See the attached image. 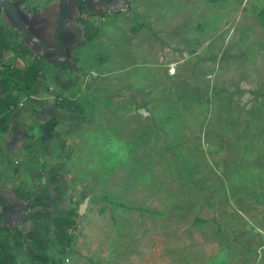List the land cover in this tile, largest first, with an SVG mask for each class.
Here are the masks:
<instances>
[{"label": "rangeland", "instance_id": "1", "mask_svg": "<svg viewBox=\"0 0 264 264\" xmlns=\"http://www.w3.org/2000/svg\"><path fill=\"white\" fill-rule=\"evenodd\" d=\"M128 2L89 11L99 35L81 50L126 102L104 92L108 115L72 117L59 97L86 89V74L47 64L26 100L36 111L13 109L0 131V192L29 202L9 225L23 240L16 264H264V0ZM9 58L0 74L33 64ZM135 96L151 115L127 105ZM55 119L73 136L47 128Z\"/></svg>", "mask_w": 264, "mask_h": 264}, {"label": "crops", "instance_id": "2", "mask_svg": "<svg viewBox=\"0 0 264 264\" xmlns=\"http://www.w3.org/2000/svg\"><path fill=\"white\" fill-rule=\"evenodd\" d=\"M128 1V0H127ZM25 2V0H24ZM130 3L128 2V5ZM25 5H27L25 3ZM47 7L41 11H37L39 13H44L46 12L47 15H49L48 17H52L56 11L59 10V0H54L53 2H50L49 5H46ZM28 8V7H27ZM87 12L88 13H85L86 11L83 12L82 16L80 18L77 19V22L74 24L76 26V28H78V33H76V38L78 40V47L75 49L74 51V62H75V65L76 67H74L77 71H79L81 74H83L85 72L86 76H85V80L88 82V85H87V88L84 89L83 86H84V83L82 84V86H80L81 88H79V92L78 94H71V89L70 87L69 88H65L63 90H65L66 93H64V101L67 99V100H70V101H74V102H77L79 105H80V112H71L69 111L68 109H66L64 106H61L59 105V107H61L62 111H65L66 110V113L72 117H75V116H82V114L85 113V116H94L97 115V113H99L101 110L105 112V114H107L108 112H106L107 110H110L108 109L109 107H111V104L110 103H107L108 102V99L105 98L104 96L102 95H105V94H101V93H106L109 94L110 96L114 97V99H118L119 101H124L126 102V100L128 99H125L127 97V95L125 94V90H121L120 88H114L113 85H112V82L114 81V79L111 77L110 74H101L99 73V71L97 70L98 68H91V70L89 71V69L87 68V64L85 61H88L87 57L85 56L84 52L81 51L82 50V46L85 45L84 42L86 40V38L88 37L89 33H97V36L99 35V32L94 28L95 25L93 24V26L91 25L90 23V18L91 16L93 15L92 13H90L89 11L93 12V10H91L90 8H86ZM29 11L31 12V14H34L35 12H33L30 8H29ZM106 11V10H105ZM104 11V12H105ZM96 14V13H95ZM100 14H103L100 13ZM86 20H85V19ZM1 30L3 31L5 37H6V40L9 42V36H12V31L10 30L9 27L5 26V27H2ZM23 45L22 44H17L15 45L13 48L11 47V42H9V45L7 46V48L4 50V54L7 52L9 53L10 55V58H9V62L10 63H14L15 61H17L18 59H20V56H28V58L31 60L32 58V62L30 63H34L35 61V54L33 53H26V54H22V50H23ZM11 53V54H10ZM34 55V57H33ZM127 56H130L127 55ZM24 58V57H22ZM21 58V59H22ZM16 59V60H14ZM20 59V60H21ZM38 60H40V64L42 66V69H41V72H45V70L43 69V67H45L47 64H58L56 63L55 61H47L45 59L41 60L39 58H37ZM104 58L102 57V55H99V57H97V60H99L100 62L101 61H104L103 60ZM22 62V61H21ZM15 64V63H14ZM62 68H68V66H62ZM83 72V73H82ZM84 75V74H83ZM66 82L65 83H69V86H73L74 84H76V81L74 79H67L65 80ZM85 82V81H84ZM64 83V84H65ZM113 87V88H112ZM108 89V90H107ZM107 90V91H106ZM136 90H138V88L136 87H132L130 89V95L132 94L131 92H133V94L135 95L137 92H135ZM5 95H3L4 97ZM84 98L85 100H83V102L81 101V99ZM137 97L135 96L134 98H130L128 100V102L131 101V103H127V105H130V107H133L135 106V110L138 111L139 109V112L143 115H146V114H149L151 115L149 112L144 114L143 112L140 111V109L142 108H145L146 111H148L147 107L143 106V107H136L137 106V100L139 99H136ZM20 101V99H19ZM97 103V110L94 112V114H89V104L90 103ZM19 104V102H18ZM36 105V104H35ZM19 105H17L14 109H19ZM24 109L27 111V112H33V111H36V107L37 106H33L32 104L28 105L27 103L23 106ZM22 108V107H21ZM41 111V109H39ZM134 111H131V113H133ZM104 114V113H103ZM101 116H103L102 114H99ZM108 115V114H107ZM83 115V117H85ZM53 118V117H52ZM51 118V119H52ZM57 118V117H56ZM56 121H53L52 124H50L51 126H48L47 128H51L52 129V132L53 133H61V134H64L65 132L66 133H69V135L73 136V134L75 133L74 129H77L78 127L75 126V127H71L70 126V129L71 130H68L67 129V125L65 126H61V122L57 121L59 119H55ZM64 122H62L63 124ZM60 125L58 127H56L57 125ZM54 127V128H53ZM56 127V128H55ZM45 128V127H43ZM55 131H54V130ZM84 129H88V128H84ZM83 130V129H82ZM77 136L74 135V138H76ZM67 137L63 136L62 135V139H61V143L62 144H67L69 141L66 140ZM73 138V137H72ZM82 138V137H81ZM70 142H72V140L70 139ZM15 191H17V193H20V194H25L26 196L28 195H32V192H30L29 188H25L24 185L22 187L21 184H19L18 186H15Z\"/></svg>", "mask_w": 264, "mask_h": 264}, {"label": "water", "instance_id": "3", "mask_svg": "<svg viewBox=\"0 0 264 264\" xmlns=\"http://www.w3.org/2000/svg\"><path fill=\"white\" fill-rule=\"evenodd\" d=\"M82 1L96 14H100L105 10L119 11L125 9L128 5L127 0H113L111 3L102 0H59L58 17L52 18L48 17L49 15L46 12L35 15L27 13L22 9L23 0H0V11L5 8L6 20L9 18L8 23H11L14 28L22 30L28 42L38 44L40 49L46 51V53L54 54V52H60L62 58L69 63L72 51L76 49L75 45L71 46L76 37L72 36L70 39L69 35L67 36L63 22L65 19L74 21L81 15L80 3ZM42 17L46 18V22L43 23V27H39L42 29V33H40L36 21L42 24ZM50 18L52 19L50 20ZM56 21L59 22L58 25H56ZM140 111L144 114L148 113L145 108L140 109ZM24 204L22 208L13 209L8 206L9 212L6 213L5 221L9 225H12L13 219L19 220L23 218L22 209L26 206V203ZM85 206L86 203H83L80 208L83 209ZM3 211L4 208L0 204V213Z\"/></svg>", "mask_w": 264, "mask_h": 264}, {"label": "trees", "instance_id": "4", "mask_svg": "<svg viewBox=\"0 0 264 264\" xmlns=\"http://www.w3.org/2000/svg\"><path fill=\"white\" fill-rule=\"evenodd\" d=\"M84 3V2H83ZM83 3H80V8L85 10V6ZM97 36V33H89L86 38L84 44H88L91 40ZM9 45V42L6 40V37L3 31L0 29V47L3 52ZM32 53L28 49V47H23L22 54ZM4 54L0 57V64L3 61ZM40 59V58H39ZM41 62L35 57L34 63L29 66L28 69H12L11 73L7 72L6 74H0V131L5 132L9 127V118H11V113L13 109L18 105L19 96H13V91L17 89H21L27 95L34 94L38 89V74L41 71ZM74 67L76 65L74 64ZM3 95H5L3 97ZM63 102L60 104L64 106L71 112H80V105L77 102L70 100H62ZM61 102V101H59ZM30 196V195H28ZM31 197V196H30ZM43 203V201L35 202L33 204L39 205ZM77 208H72V214H74ZM70 216L65 218L61 216L57 221V236L60 238L61 242L65 243L67 240V230L69 226ZM198 221L202 220L201 218H197ZM5 234L2 237V234ZM12 236L13 242H10V237ZM23 240L15 234L13 228H11L7 223H5V217L3 214H0V264H16L17 252L16 248L21 246Z\"/></svg>", "mask_w": 264, "mask_h": 264}, {"label": "flooded vegetation", "instance_id": "5", "mask_svg": "<svg viewBox=\"0 0 264 264\" xmlns=\"http://www.w3.org/2000/svg\"><path fill=\"white\" fill-rule=\"evenodd\" d=\"M102 1H104V2H110L111 3L113 0H102ZM81 3H83V1ZM83 4H84L85 8H88V6L86 5L85 2ZM22 9H24L27 13H31L29 11V8H27V5H25L24 0H23V4H22ZM81 10H83V9H81ZM84 11L81 12V15L79 17L82 16V14H83ZM58 12H59V10L56 11V13L52 16V18H57L58 17ZM37 13H39V12H35L32 15H35ZM52 18H50V20ZM59 18H61V17H59ZM8 19L9 18H7V20H6V17H5V8H2L1 11H0V29L2 27L7 26V27L10 28V30L12 31V33H14V32L20 33L21 36H22V39H23L22 41L24 42L23 46L24 47L27 46L28 49L30 50V52H32V53H34L36 55L35 56L36 58H40L41 60L45 59L48 62L49 61H55L56 63H59L63 67L64 66H66V67L68 66V68H74L75 62H74V56L73 55H74L75 49L72 51V57H70V60H69L70 62L67 63L66 60L62 58L60 52H54V54L46 53V51L40 49V46L38 44L28 42V40L26 39L23 31L20 30V29H18V28H14L11 23H8ZM41 21H42V24H41V22H37L36 21V24L38 25V31L40 33H42V29L39 28V27H43L42 25H43L44 22H46V18L42 17L41 18ZM10 22H12V21H10ZM76 22H77V19L74 20V21H67V19H65L64 22H63V26L65 27L67 36L69 35L70 39L72 38V36L73 37L74 36L76 37V33H78V31H77L78 28H76V26L74 25ZM58 23L59 22L56 21V25H58ZM77 43H78V40L76 38V40H74V42L71 44V46L75 45L76 48H77L79 46ZM39 49H40V51H39ZM0 52H1V54H0V57H1L4 54V52H3V50H2L1 47H0ZM24 203H26V206L23 207L22 212L23 213L25 212V214H26V212H27V210L29 208V202H27L26 199L18 198L16 196H14L13 194L5 195V194H3V193L0 192V204H2V206L4 208V211L1 212L0 214H3L4 217L6 216V213L9 212L8 206L11 207V208H13V209L14 208H18V207L19 208H22V205H25ZM13 220H15V219H13ZM5 223H7V222L5 221Z\"/></svg>", "mask_w": 264, "mask_h": 264}, {"label": "built area", "instance_id": "6", "mask_svg": "<svg viewBox=\"0 0 264 264\" xmlns=\"http://www.w3.org/2000/svg\"><path fill=\"white\" fill-rule=\"evenodd\" d=\"M34 96H35V95H27V94L24 95V97H21V98H20V101H19V104H18V105H19L20 107H21V106H24L25 103H26V100L29 99V97H30L31 99L36 98V97H34ZM57 99H58V98H57ZM59 99L62 101L64 98L59 97ZM59 99H58V100H59ZM60 100H59V101H60Z\"/></svg>", "mask_w": 264, "mask_h": 264}]
</instances>
